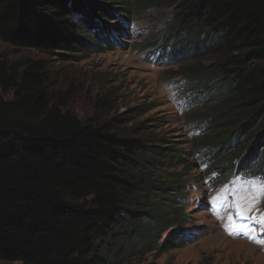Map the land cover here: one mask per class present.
<instances>
[{
	"label": "trees",
	"instance_id": "1",
	"mask_svg": "<svg viewBox=\"0 0 264 264\" xmlns=\"http://www.w3.org/2000/svg\"><path fill=\"white\" fill-rule=\"evenodd\" d=\"M158 3L173 15L152 44L178 57L181 110L201 108L191 117L206 134L193 147L210 150L207 172L218 183L243 171L264 180V0H0V42L65 56L110 42L108 24ZM71 101L40 60L0 54V262L132 264L179 247L187 212L156 199L177 195L181 175L151 182L153 140L123 135L104 97L85 121Z\"/></svg>",
	"mask_w": 264,
	"mask_h": 264
},
{
	"label": "rangeland",
	"instance_id": "2",
	"mask_svg": "<svg viewBox=\"0 0 264 264\" xmlns=\"http://www.w3.org/2000/svg\"><path fill=\"white\" fill-rule=\"evenodd\" d=\"M132 13L130 19L118 18L108 24L110 42L94 39V45L65 56L44 55L2 42L0 54L13 62L40 60L53 89L70 91L69 109L81 121L92 117L94 100L106 98L107 118L122 119V134L140 130L136 137L152 139L150 144L161 154V164L149 170L151 182L168 187L181 175L183 189L175 196L171 189L160 192L156 200L169 206V200L182 202L188 215L182 243L132 264H264V225L257 222L264 215V195L252 188L263 179L243 171L218 183L216 173L207 172V161L200 157L203 152L204 158L210 157V150L193 147L206 134L203 120L191 117L201 108L181 110L174 83L181 80L180 75H174L178 57L169 58L167 48L157 49L152 44L164 37L163 28L173 15L171 8L158 3ZM98 35L94 31L93 37ZM236 204L243 215L237 214ZM170 238L169 229L160 242Z\"/></svg>",
	"mask_w": 264,
	"mask_h": 264
},
{
	"label": "snow or ice",
	"instance_id": "3",
	"mask_svg": "<svg viewBox=\"0 0 264 264\" xmlns=\"http://www.w3.org/2000/svg\"><path fill=\"white\" fill-rule=\"evenodd\" d=\"M252 188H253L254 193L258 195H264V180H259L257 182H254L252 184ZM250 199L254 201L255 197H250ZM235 206L237 208V214L243 215V210L241 209L240 205L236 204ZM257 222L260 223L261 225H264V215L260 216Z\"/></svg>",
	"mask_w": 264,
	"mask_h": 264
},
{
	"label": "clouds",
	"instance_id": "4",
	"mask_svg": "<svg viewBox=\"0 0 264 264\" xmlns=\"http://www.w3.org/2000/svg\"><path fill=\"white\" fill-rule=\"evenodd\" d=\"M169 57V56H168ZM175 57V56H174Z\"/></svg>",
	"mask_w": 264,
	"mask_h": 264
}]
</instances>
